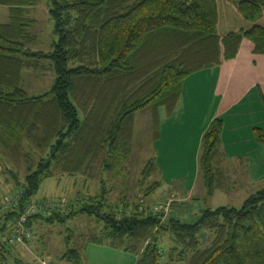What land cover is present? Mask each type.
<instances>
[{"label": "trees", "instance_id": "16d2710c", "mask_svg": "<svg viewBox=\"0 0 264 264\" xmlns=\"http://www.w3.org/2000/svg\"><path fill=\"white\" fill-rule=\"evenodd\" d=\"M38 0H0L9 5L11 19L0 23V146L2 155L12 150L26 153L24 177L11 168L14 189L24 188L22 206L37 193L41 182L54 174H90L125 167L133 153L135 114L149 106L158 128L159 111L172 113L182 95L187 76L234 58L244 37L254 52L264 54V26L243 31L217 32V0H51V18L59 34L50 51L33 50L32 20L27 6ZM249 21L264 13V0H236ZM54 71L52 88L32 95L23 73ZM223 119L214 118L203 135L200 169L207 197L221 184L219 169ZM264 144V132H258ZM157 165L150 159L141 172V186ZM99 193L78 209H56L62 218L87 212L103 222L101 232L87 241L108 242L136 254L135 264H161L164 233L175 243L166 264H264V187L241 207L206 206L194 222L164 220V212L151 207L109 201L105 180ZM160 186L154 181L143 195ZM12 190V191H13ZM11 192V191H10ZM9 193V192H8ZM140 198V197H139ZM2 199H0L1 202ZM81 200V199H79ZM19 216L0 215V227ZM211 231L209 242L199 239ZM10 247L2 258L9 261ZM78 249L65 254L78 258Z\"/></svg>", "mask_w": 264, "mask_h": 264}, {"label": "crops", "instance_id": "0c3cea01", "mask_svg": "<svg viewBox=\"0 0 264 264\" xmlns=\"http://www.w3.org/2000/svg\"><path fill=\"white\" fill-rule=\"evenodd\" d=\"M248 40L246 37L243 38L234 58L187 76L174 111L168 113L164 107L160 108L158 128L154 125L153 109H148L147 117L151 121L149 147L152 154L147 161L151 158L155 160L156 174L160 178L157 181L165 179L163 167L158 165L161 160L163 163H174L183 156L188 147L190 158L196 161L192 183L179 179L171 183L165 179L166 188L160 186L165 190L157 193L150 207L164 204L173 198L171 208L164 215L165 218L194 222L206 206L214 208L235 206L233 201L235 195L244 200L261 189L258 186L264 184V144L257 137L258 132H264V54L254 52V45ZM247 66L253 71L249 72L250 77H242ZM207 74L214 79L216 109L202 113L198 102L200 95H190L187 102L184 92L187 87L190 93L191 85H195L201 76ZM216 117L223 119L224 158L219 165L223 175L221 184L211 197H207V187L201 175L200 156L203 135ZM5 168L0 163V175L7 173L4 172ZM7 177L11 178L10 175ZM7 177L4 181L9 180ZM244 178L247 179L246 183L243 182ZM3 197L0 196V199ZM173 214L175 216H172ZM88 243L101 245V248L98 251L92 249V253L89 254L85 253L87 264H135L137 261L138 256L133 252L115 247L108 242ZM163 249L167 263L169 254L164 247ZM8 252L11 264H29L37 253L34 251L32 253L30 246L28 248L25 245L12 247Z\"/></svg>", "mask_w": 264, "mask_h": 264}, {"label": "rangeland", "instance_id": "374dc122", "mask_svg": "<svg viewBox=\"0 0 264 264\" xmlns=\"http://www.w3.org/2000/svg\"><path fill=\"white\" fill-rule=\"evenodd\" d=\"M217 3L219 9L217 32L221 36L230 31H243L253 24L264 26V13L257 21L253 22L246 20L242 16L238 10L236 0H217ZM51 7V0H38L35 5L25 8L24 16L32 20L30 31L35 35V39L29 45L33 50L50 51L54 49L58 42L59 34L56 31L54 20L51 18ZM10 19V6L0 4V23L8 22ZM243 53H245V48L243 49ZM250 68L251 67L248 66L244 68V75H242V77H250L249 72L253 71ZM201 77L202 78H199L195 82V85H191L190 93L186 87L184 94L187 102L190 100V95L194 94L197 96L199 94L200 100L198 102L200 104V112L208 113L216 109V100L213 92L214 79L213 77L211 79L208 74ZM55 78L56 75L54 71L43 74L33 72L32 70H25L23 73L24 86L32 95H40L49 91L55 82ZM148 109H152L151 106L135 114L134 149L125 167L119 168L116 173L106 170L101 174V172L99 173L101 165H98V174H96V176H91L90 174L84 175L82 173L73 175L62 174L54 170L52 176L46 177L41 182L34 198L61 200L65 203V207L59 209L64 211L78 209L89 197L95 196L100 192L103 183L102 179H104L109 192V201L116 205L117 203L121 204V202H124V199L125 202L128 203L129 209L133 208V206L138 203H141L143 206H150L157 193L165 190L166 180L175 183V180L179 179L187 183H192L196 161L190 158L187 147L183 156L174 163H163L161 160L158 164L163 167V173L166 179L159 181L160 186L165 188L159 186L153 192L143 195L148 185L160 179L156 171H153L150 176H147L144 184L142 186L140 184L141 172L147 164L149 156L152 154L149 147V141L151 140V121L147 117ZM1 150L2 147L0 146V163L18 172L21 178L24 177L27 172L26 153L23 150H10L5 155H2ZM7 175L9 174L0 175V178L3 179H0L1 197L12 191L15 185L12 179L8 178L9 176L7 177ZM5 177L9 180L4 181ZM246 181L247 179L244 178L243 182L246 183ZM263 186L264 184L258 187L262 188ZM244 200H242L239 195L233 197L236 207H241ZM162 205L164 204L153 205L152 207H161ZM172 216L175 215L173 214ZM163 219L166 220L168 218L164 216ZM184 220L190 221L191 219ZM30 228L33 232V236L28 241V248L30 246L32 253L34 251L40 254L47 252L52 254L56 264H87L85 253L89 254L92 253V249L98 251V249L101 248V245L88 243L87 237L91 234L101 232L103 222L95 215L87 212H81L66 217L63 212L62 218H54L53 220L40 217L33 218ZM210 235V230H201L199 239L203 245L209 242ZM18 246H22V244ZM161 246L167 250L166 252L168 254L171 252L172 247L175 246L171 236L166 232L161 241ZM72 249H78L79 251L76 260L73 257H65V254ZM95 254H97V252H95ZM161 264H166L164 256L161 259Z\"/></svg>", "mask_w": 264, "mask_h": 264}, {"label": "built area", "instance_id": "2783aa9c", "mask_svg": "<svg viewBox=\"0 0 264 264\" xmlns=\"http://www.w3.org/2000/svg\"><path fill=\"white\" fill-rule=\"evenodd\" d=\"M24 193L23 187H18L9 192L0 202V215L2 213L13 211L19 216L4 223L5 227H0V264H11L9 261L2 258L4 247H16L19 244L28 246V241L33 236V232L28 225V220L33 215H42L44 217L51 216L56 209L64 208L65 203L61 200L47 198H31L22 206L21 199ZM172 199L164 203L161 207L154 206L151 210L154 213H167L172 205ZM162 251L164 249L162 248ZM9 257V256H8ZM29 264H56L53 255L50 253H35L34 259Z\"/></svg>", "mask_w": 264, "mask_h": 264}]
</instances>
